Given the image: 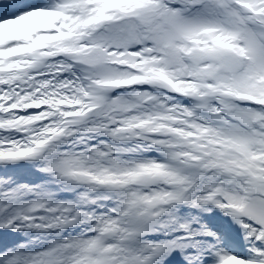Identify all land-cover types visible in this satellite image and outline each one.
<instances>
[{"label": "snow or ice", "instance_id": "obj_1", "mask_svg": "<svg viewBox=\"0 0 264 264\" xmlns=\"http://www.w3.org/2000/svg\"><path fill=\"white\" fill-rule=\"evenodd\" d=\"M0 264H264V0H0Z\"/></svg>", "mask_w": 264, "mask_h": 264}]
</instances>
